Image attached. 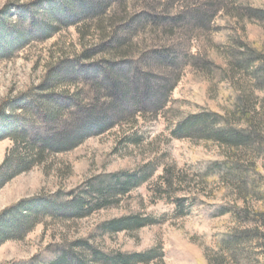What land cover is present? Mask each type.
Here are the masks:
<instances>
[{
  "label": "rangeland",
  "instance_id": "1",
  "mask_svg": "<svg viewBox=\"0 0 264 264\" xmlns=\"http://www.w3.org/2000/svg\"><path fill=\"white\" fill-rule=\"evenodd\" d=\"M36 1L0 0V11L6 9L11 20L16 21L14 7ZM147 1L131 0L130 14L146 11ZM156 1H160L158 7L163 3L172 5L170 13L188 14L173 28L174 33L162 36L146 29L133 42L137 46L145 40L148 52L167 45L181 64L182 77L170 94L166 110L139 113L130 122L90 137L74 151L52 156L46 163L15 177L0 189V212L23 199L75 189L100 175L134 173L146 166L147 170L152 169L151 176L121 197L116 207L83 219L44 220L24 240L4 243L0 247V264L29 260L44 254L50 246L78 240L106 251L132 253L155 248L161 256L150 264H264V236L247 237L251 234L247 232L256 230L264 235L262 224L232 214L209 218L205 211L192 205V199L200 193L209 204L237 202L251 213L264 215V197L257 196L254 187L256 183L257 188L264 190V143L256 139L227 146L200 136L175 134L176 118L203 107L229 113L236 101L247 104L264 133V81L257 79L259 62L249 68L231 64V54L239 55L240 51L239 45L232 42L235 37L241 35L264 49V25L248 17L239 20L232 6L229 12L221 11L209 22H198L191 13L198 0ZM247 3L264 7V0ZM237 13L244 15L242 10ZM85 43L88 48L98 44L93 39ZM82 49L76 28H69L52 39L33 41L13 58L0 61V109L7 101L37 86L48 67ZM191 57L198 61H190ZM215 61L228 72L213 74ZM233 120L239 126L247 125L243 118ZM12 146L10 139L0 141V166ZM213 160L238 170L230 178L222 176L224 168L203 174L200 168ZM137 216L147 221L140 228L111 232L103 227L114 219ZM239 235L244 238L234 242L232 237Z\"/></svg>",
  "mask_w": 264,
  "mask_h": 264
},
{
  "label": "trees",
  "instance_id": "2",
  "mask_svg": "<svg viewBox=\"0 0 264 264\" xmlns=\"http://www.w3.org/2000/svg\"><path fill=\"white\" fill-rule=\"evenodd\" d=\"M130 1L38 0L29 6L14 7L16 21L11 20L6 9L0 11V61L13 58L33 41L52 39L69 28H76L83 46L78 54L48 67L37 86L7 101L0 109V141L13 142L0 166V189L52 156L70 153L90 137L130 122L139 113L166 110L170 94L182 77L181 64L167 45L148 52L145 40L137 46L133 42L146 29L162 36L174 33L173 28L188 14L170 13L172 5L163 3L158 7L160 1L149 0L146 11L132 16ZM203 1L198 0L191 12L198 22H209L232 6L239 20L248 17L264 25V7H253L248 0H207L205 4ZM241 10L244 15L237 13ZM87 39L98 44L88 48ZM232 42L240 50L239 55L231 54L233 67L249 68L259 62L257 79L263 82V47L241 35ZM190 61L198 60L191 57ZM213 64L212 73L216 76L228 72L216 61ZM236 117L245 119L247 125L233 123ZM175 121L178 122L175 134L179 137L200 136L227 146L256 139L264 143V133L247 104L241 101H236L229 113L203 107ZM221 168H224L221 172L224 178L234 176L238 170L220 160L206 163L200 170L207 174ZM147 169L144 166L134 173L118 171L100 175L75 189L23 199L4 209L0 212V247L8 241L24 240L44 220L83 219L118 206L121 197L151 176L152 169ZM257 185H254L257 196L264 197L263 188ZM192 205L205 211L209 218L232 214L264 226L263 213H251L237 202L209 204L198 193ZM146 222L138 216L124 217L109 221L103 227L106 231L121 232L140 228ZM253 232H247L251 233L247 237L264 236L259 235L262 234L259 230ZM243 238L239 235L232 240L238 242ZM156 256L161 254L155 248L132 253L106 251L78 240L50 246L44 254L29 260L5 264H150Z\"/></svg>",
  "mask_w": 264,
  "mask_h": 264
}]
</instances>
